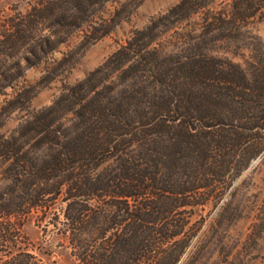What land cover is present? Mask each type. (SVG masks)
Returning a JSON list of instances; mask_svg holds the SVG:
<instances>
[{
  "label": "trees",
  "instance_id": "16d2710c",
  "mask_svg": "<svg viewBox=\"0 0 264 264\" xmlns=\"http://www.w3.org/2000/svg\"><path fill=\"white\" fill-rule=\"evenodd\" d=\"M136 1L39 0L0 25V264H57L29 249L24 234L28 217L43 222L51 212L73 264H177L196 192L264 152V50L251 29L264 19V0L221 10L202 0V35L167 52L162 36L198 8L182 0L50 105L29 109L25 68L46 62L44 77L54 80L77 50L49 61L60 45L108 35ZM224 43L248 49L250 60L211 52Z\"/></svg>",
  "mask_w": 264,
  "mask_h": 264
},
{
  "label": "rangeland",
  "instance_id": "374dc122",
  "mask_svg": "<svg viewBox=\"0 0 264 264\" xmlns=\"http://www.w3.org/2000/svg\"><path fill=\"white\" fill-rule=\"evenodd\" d=\"M182 0L136 1L132 13L117 25L111 33L87 46H78L81 36L76 34L59 46L49 59H60L63 53L77 48L71 69L52 81L46 76V62L27 66L20 78V85L28 86L34 93L30 110L50 105L67 85L85 78L114 53L136 30L148 25L154 18L168 12ZM231 0H213L211 8L221 10ZM139 3V4H138ZM117 3L107 5L109 10ZM39 6V0H0V25L12 16L24 17ZM197 11L177 23H172L162 36L167 52H180L202 35V0L197 1ZM252 34L258 37L264 50V19L256 17L251 23ZM161 40V39H159ZM158 42V40L156 41ZM160 42V41H159ZM77 46V47H76ZM214 50V51H213ZM213 54L229 56L235 62H248L250 51L228 43L211 48ZM47 59V60H48ZM11 92V89L8 90ZM4 96H0L2 100ZM16 110L8 119L2 132L14 129L27 113ZM264 153V152H263ZM254 157L241 171H232L207 189H199L193 197L195 205L186 207L184 215L188 224L180 238L186 244L177 264H264V154ZM63 206L62 202L56 205ZM53 213L40 221L38 213L27 218L24 234L28 248L57 264H73L69 248L64 246L59 228L50 223ZM46 251L51 252L47 255Z\"/></svg>",
  "mask_w": 264,
  "mask_h": 264
}]
</instances>
